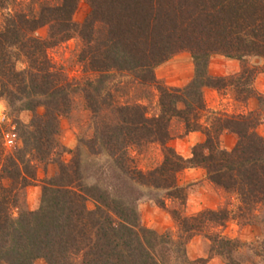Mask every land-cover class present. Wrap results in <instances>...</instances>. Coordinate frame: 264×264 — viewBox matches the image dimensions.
Listing matches in <instances>:
<instances>
[{"label": "trees", "instance_id": "obj_1", "mask_svg": "<svg viewBox=\"0 0 264 264\" xmlns=\"http://www.w3.org/2000/svg\"><path fill=\"white\" fill-rule=\"evenodd\" d=\"M80 1L0 0L5 11L0 98L31 114L27 124L17 123L18 146L6 152L0 142V264H34L37 259L45 264L183 263L186 246L196 236L208 240L210 252L226 264H237L233 254L238 242L224 234L233 220L229 210L190 217L173 211L178 229L174 239L141 226L135 203L142 196L137 188L146 187L183 204L177 175L201 168L211 184L236 196L240 214L264 205V138L254 131L257 122L250 115L209 111L203 98L206 88L228 87V78L208 74L212 55L256 57L264 70V0H83L89 11L77 24L73 15ZM45 26L47 41L36 36ZM73 36L81 42L78 62L89 76L80 80L69 79L47 55L48 48ZM183 51L194 65L192 80L181 88L163 85L155 69ZM117 75L128 79L121 89L136 85L155 90L159 113L151 114L136 101L119 102V88L107 85ZM75 96L91 113L93 134L85 145L93 155L110 158L117 186H83L77 149L69 163H59L58 175L44 182L38 209L27 211L24 192L36 181L37 164L48 162L58 149L64 151L59 120L71 112ZM144 100H151L149 93ZM205 114L214 115L207 126L200 121ZM173 119L183 124L185 133L204 137L189 159L169 146ZM223 133L236 136L231 150L220 145ZM150 145L161 148L163 160L142 172L132 152L140 155Z\"/></svg>", "mask_w": 264, "mask_h": 264}, {"label": "rangeland", "instance_id": "obj_2", "mask_svg": "<svg viewBox=\"0 0 264 264\" xmlns=\"http://www.w3.org/2000/svg\"><path fill=\"white\" fill-rule=\"evenodd\" d=\"M191 10H194V6L193 8L191 7ZM88 11L89 7L87 3L81 0L73 15V21L80 24ZM4 13L5 11L0 10V26ZM36 36L41 40L47 41L49 37L48 27L40 28L36 32ZM80 48L81 42L79 38L73 36L68 41L48 48L47 55L53 64L63 69L69 79L80 80L84 77H89L88 74L83 73V67L78 62ZM212 57L235 61V63L238 62L239 70L232 74L219 76L228 78L229 80L227 83L228 87L217 91V98L214 99L209 94L205 96L204 91L207 88L203 90L206 108L209 111L226 116L238 114L250 115L257 122L254 131L264 138V70L261 60L256 57H246L243 60L227 59L220 55H212L210 59ZM187 65H189V69L193 70V75L189 81H187ZM18 67H21V65H18ZM207 72L209 74L208 69ZM154 73L156 79L163 85L181 88L192 80L194 65L190 55L183 51L159 65ZM90 77L94 78L93 75H90ZM127 81L126 77L123 78L117 75L112 82L109 80L107 85L109 88L112 87V90H114L115 86L119 88L115 94L119 102L136 101L147 105L151 114H158L160 107L157 103L156 91L152 89L150 91L144 90L145 88L136 85L129 90L126 88L121 89ZM182 82L185 84H182ZM178 84H181V86H177ZM146 93H149L151 99L148 102L144 100ZM216 106H220V108H216ZM19 108V103L9 106L5 99L0 98V114L3 113L5 116V121L0 122V129L4 135H9L12 132L15 134L18 122L27 124L30 120L31 114L26 111L19 112ZM37 113L42 115L43 110L39 108L37 109ZM103 113H106V111ZM213 116L209 114L202 116L200 121L203 126L209 125L210 120L208 117L211 118ZM59 127V142L64 151L58 149L48 162L37 164L36 181L28 186L24 192L23 207L27 211L38 209L44 182L54 179L59 172V163H69L77 149L79 151L78 161L83 186L89 187L95 184H100L104 188L117 186L116 183L118 181L114 179L110 171V158L104 153L99 156L93 155L85 145V142L92 137L93 125L91 113L85 107L81 97H74L72 110L67 116L59 120ZM187 134L189 133H185L183 124L180 121L176 119L171 121V140L169 146L179 156L186 151V147L184 145L178 146V141L183 140ZM224 134L231 133H223L220 137L221 147L228 151L234 147L237 139L234 134H232L235 137V141L233 142L228 140V138L222 139ZM200 135L203 141L204 137L201 133ZM0 142L6 152H9L20 144L16 134L15 142L10 147L4 144L3 139ZM193 146L187 147V158L181 157L189 159ZM132 153L136 160V166L142 172H147L158 167L163 160L162 150L158 145L145 147L140 152V155H137L136 152ZM176 182L177 186L184 190L185 198L183 204H180V201L176 199L167 198L163 191L146 187L137 188L142 196L135 203V210L141 226L156 234H169L176 239L178 229L171 215L173 211L182 212L185 216L190 217L206 210L216 211L226 209L231 212L233 220L228 222L224 234L228 238L236 240L239 246L237 252L233 254V259L237 264H264V205H258L255 209L250 210V212L245 211L240 214L238 212L239 202L236 196L227 194L211 184L205 176V171L201 168H187L181 171L177 175ZM162 202L164 203V208L159 206ZM87 208L92 209L93 204L87 202ZM210 248L211 245L208 240L202 236H196L186 246V261L181 263L182 259H180L174 264H226L225 259L210 252ZM204 260H207V262L204 263ZM34 264H45V262L42 259H37Z\"/></svg>", "mask_w": 264, "mask_h": 264}, {"label": "crops", "instance_id": "obj_3", "mask_svg": "<svg viewBox=\"0 0 264 264\" xmlns=\"http://www.w3.org/2000/svg\"><path fill=\"white\" fill-rule=\"evenodd\" d=\"M188 66V79L187 81H189L193 75V70L189 69V65ZM238 62L235 63V61H231V60H226V59H215V58H211L210 59V63H209V74L212 76H225L227 74H232L235 73L239 70L238 67ZM182 84H185L184 82H182ZM177 86H181V84H178ZM205 96L206 94H209L210 97L212 98H217L218 97V93L215 90L212 89H206L204 91ZM207 102V101H206ZM218 104V103H217ZM216 108H220V106H216ZM215 108V109H216ZM224 138H228V140L230 141H235V137L232 134H224L222 136V139ZM202 141V136L200 135V133L197 132H192L189 133L187 135L184 136L183 140H179L178 141V146H185L186 147V151H184V153L181 154L182 157L187 158L188 157V151H187V147L193 146L194 144L201 142ZM174 148V147H173ZM177 151V149H175Z\"/></svg>", "mask_w": 264, "mask_h": 264}, {"label": "built area", "instance_id": "obj_4", "mask_svg": "<svg viewBox=\"0 0 264 264\" xmlns=\"http://www.w3.org/2000/svg\"><path fill=\"white\" fill-rule=\"evenodd\" d=\"M5 121V116L3 115V113L0 114V122H4ZM3 141H4V144L6 146H11L13 145V143L15 142V134L12 132L10 133L9 135H4L3 134Z\"/></svg>", "mask_w": 264, "mask_h": 264}]
</instances>
